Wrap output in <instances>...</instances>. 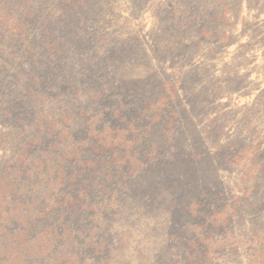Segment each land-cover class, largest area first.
<instances>
[{
	"label": "rangeland",
	"instance_id": "1",
	"mask_svg": "<svg viewBox=\"0 0 264 264\" xmlns=\"http://www.w3.org/2000/svg\"><path fill=\"white\" fill-rule=\"evenodd\" d=\"M27 151L99 168L118 264H264V0H0L1 166Z\"/></svg>",
	"mask_w": 264,
	"mask_h": 264
},
{
	"label": "trees",
	"instance_id": "2",
	"mask_svg": "<svg viewBox=\"0 0 264 264\" xmlns=\"http://www.w3.org/2000/svg\"><path fill=\"white\" fill-rule=\"evenodd\" d=\"M31 153L24 152L16 165L0 164V264H118L109 240L89 245L84 237L87 229L88 237L93 236L95 228L86 227L85 217L97 200L99 168L82 159L86 157L81 151H59L56 155L61 158L50 162L29 157ZM210 253L199 241L188 249L185 262L205 264ZM247 264L260 263L255 257Z\"/></svg>",
	"mask_w": 264,
	"mask_h": 264
}]
</instances>
